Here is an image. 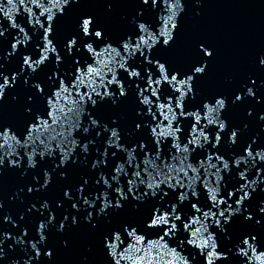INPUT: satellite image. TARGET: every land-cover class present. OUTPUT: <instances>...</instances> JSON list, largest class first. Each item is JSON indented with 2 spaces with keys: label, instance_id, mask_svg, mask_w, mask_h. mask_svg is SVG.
Returning a JSON list of instances; mask_svg holds the SVG:
<instances>
[{
  "label": "snow or ice",
  "instance_id": "6c2138e0",
  "mask_svg": "<svg viewBox=\"0 0 264 264\" xmlns=\"http://www.w3.org/2000/svg\"><path fill=\"white\" fill-rule=\"evenodd\" d=\"M29 3L27 30L0 3V40L13 33L0 47V179L26 181L8 201L22 211L0 200V264H55L52 235L81 229L98 264H139L145 244L190 264L168 247L177 239L199 264H264V78L203 89L215 49L197 42L175 61L185 0Z\"/></svg>",
  "mask_w": 264,
  "mask_h": 264
},
{
  "label": "water",
  "instance_id": "95a60500",
  "mask_svg": "<svg viewBox=\"0 0 264 264\" xmlns=\"http://www.w3.org/2000/svg\"><path fill=\"white\" fill-rule=\"evenodd\" d=\"M206 4H207V2H206ZM261 11V10H260ZM191 17H192V15H191ZM191 17H189V19H191ZM181 21H183L184 22V24H185V21H186V19H184V18H182L181 19ZM210 21H212V23L210 24V22L208 23V26L210 27L209 28V30H207V32H206V30H204V35H208V34H210L212 31H214V28H213V26H214V23H215V21H213V20H210ZM192 23V22H191ZM233 23V27H232V30H234V31H232V32H237L238 30H239V27H236L235 26V23L234 22H232ZM184 24H181L182 25V34H185V35H187V32L186 31H184ZM248 20L247 21H245L244 22V30H247L248 29ZM200 32H203V30H199ZM8 33H9V31H7L6 33H5V36L6 35H8ZM206 33V34H205ZM198 39H199V37L196 39V41L194 42L193 41V45L195 44V43H197V42H201V41H203V40H200V41H198ZM204 42V41H203Z\"/></svg>",
  "mask_w": 264,
  "mask_h": 264
}]
</instances>
